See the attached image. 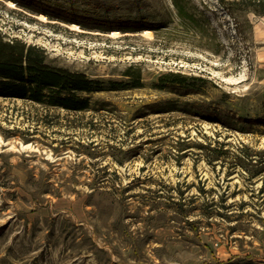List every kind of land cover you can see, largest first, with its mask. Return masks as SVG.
<instances>
[{
	"label": "rangeland",
	"instance_id": "rangeland-1",
	"mask_svg": "<svg viewBox=\"0 0 264 264\" xmlns=\"http://www.w3.org/2000/svg\"><path fill=\"white\" fill-rule=\"evenodd\" d=\"M182 1L0 0L52 64L145 82L82 111L0 96V264H264V15ZM90 14L139 30L59 19Z\"/></svg>",
	"mask_w": 264,
	"mask_h": 264
},
{
	"label": "trees",
	"instance_id": "trees-1",
	"mask_svg": "<svg viewBox=\"0 0 264 264\" xmlns=\"http://www.w3.org/2000/svg\"><path fill=\"white\" fill-rule=\"evenodd\" d=\"M173 1L179 12L184 15L186 8L183 1ZM238 1L247 2L248 9L264 15V0ZM59 19L102 29L139 30V25L131 26L135 23L131 19L123 21L124 24L119 26L109 25V27L99 17L92 14L80 17L59 15ZM140 29H144V27ZM124 74L127 76L125 79L104 80L92 77L84 71L54 65L49 61L47 51L42 46L29 44L18 37H7L0 31V96L23 98L48 107H62L75 111L88 110L93 105L92 98L87 95L88 93L144 86L141 67L131 65ZM192 80H202V78L167 72L153 84L156 87H165L168 84L193 87L196 83Z\"/></svg>",
	"mask_w": 264,
	"mask_h": 264
}]
</instances>
